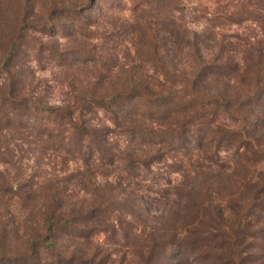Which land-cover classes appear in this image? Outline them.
Returning <instances> with one entry per match:
<instances>
[{"label":"rangeland","instance_id":"rangeland-1","mask_svg":"<svg viewBox=\"0 0 264 264\" xmlns=\"http://www.w3.org/2000/svg\"><path fill=\"white\" fill-rule=\"evenodd\" d=\"M254 3L256 20H243L244 14L254 9ZM67 7L77 11L80 20L59 14ZM53 9L56 14H51ZM27 25L43 27L24 33L25 54L20 64L27 83L22 93L26 102H37L36 119L63 107L82 118L77 120L108 124L104 112L81 109L86 98L100 90L110 94L140 80L144 86L150 80L157 83L156 77L164 82L159 81L163 88L192 91L199 96L220 93L226 105L235 98L243 103L253 89L264 88V78L256 83L247 64L251 58L255 62L264 59V2L257 5V0H0V66L10 51L12 38ZM221 43L225 45L224 63L237 67V73L203 83L199 68L214 62ZM233 47L236 50L232 51ZM100 55L104 57L102 62ZM73 56L77 57L74 62ZM2 83L0 73V104L5 88ZM149 86L154 91L162 88ZM263 111L255 119V130L260 123L262 134ZM232 115V111H224L222 120L230 124ZM30 132L25 127L6 130L0 125V264H17V256L25 252L32 238L38 233L43 235L49 199H54L61 211L70 209L85 199V188L106 187L115 218H126L132 209V200L122 192L133 200L137 197V202L155 217L149 226L163 231L169 230L171 219L181 216L178 210L182 200L188 199L191 192L213 208H225L239 195L241 173L224 151L217 150L213 161L202 160L196 151L186 156L167 153L160 162L140 165L131 174L123 161L110 167L92 165L93 178L80 159L44 150ZM109 141L117 151L127 150L126 138L112 137ZM133 150L141 157L153 155L146 149ZM224 162L230 164L220 169ZM117 183L122 187L113 192ZM260 235L254 240L258 257L255 264H264V232ZM131 243L118 237L109 245H101L108 250L99 258L114 264H135ZM82 244L60 233L53 252L65 259L77 248L82 249ZM50 255L42 252L41 261L49 264L53 260Z\"/></svg>","mask_w":264,"mask_h":264},{"label":"trees","instance_id":"trees-1","mask_svg":"<svg viewBox=\"0 0 264 264\" xmlns=\"http://www.w3.org/2000/svg\"><path fill=\"white\" fill-rule=\"evenodd\" d=\"M263 2L257 0V5ZM255 9L254 3V9L247 11L243 20L255 21ZM55 11L51 10V14H56ZM58 12L67 19H77V11L68 7ZM31 28L43 29L35 25L22 27L12 38L10 51L0 66L5 85L0 104L2 129L29 128L30 136L43 145L44 150L63 152L62 157L66 155L72 160L80 159L93 178L92 165L110 167L123 161L131 174L130 171L140 165L160 162L167 153L186 156L196 151L203 155L200 154L202 160L213 161L218 156L217 150L228 154L241 177L238 198L228 201L225 208L220 205L213 208L214 205L191 192L188 199L182 200L183 206L178 210L181 216L171 219L173 224L167 231L149 226L156 221L155 217L145 205L137 202V197L133 200L125 192L122 194L132 200V209L127 211L126 218L113 216L111 195L106 187L85 188V199L63 211L55 207L54 199H49L45 232L32 238L25 252L17 256L16 263L47 264L41 261V253L48 251L53 258L49 264H114L105 257L99 258L108 250L101 245H109L120 237L131 240L130 253L135 264H255L258 257H255L254 240L264 232V134L260 123H256L255 130V119L264 108V88L253 89L243 103L235 98L226 105L220 93L199 96L192 91L163 88L162 79L156 77L157 83L150 80L144 86V81L140 80L125 89L110 94L100 90L86 98V106L81 105V109L89 113L104 112L108 124L93 125L90 121L77 120L82 118L74 117L72 109L63 107L43 114V119H36L37 102H26L22 91L27 83L20 69L25 54L22 40L26 30ZM224 46V43L219 44L214 62L199 68L203 83L237 73V67L224 63ZM251 47L255 50V46ZM244 53L247 58L248 50ZM72 58L74 62L77 57ZM98 58L101 62L104 60L102 55ZM247 64L256 83L264 78L263 58L256 62L251 58ZM99 78L102 83V77ZM149 83L162 88L154 91ZM244 106L246 110H242ZM224 111L233 112L230 124L222 120ZM112 137L126 138L127 150L117 151L109 141ZM133 149L142 152L146 149L153 155L141 157ZM224 164L230 163H222L220 169L225 168ZM121 187L117 183L112 191ZM211 207L212 210H208ZM60 233L83 241V248H77L65 259L55 255L53 248ZM100 236L104 237L103 241Z\"/></svg>","mask_w":264,"mask_h":264}]
</instances>
